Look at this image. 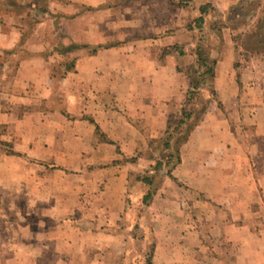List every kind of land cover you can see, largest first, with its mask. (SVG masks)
I'll list each match as a JSON object with an SVG mask.
<instances>
[{
  "label": "crops",
  "instance_id": "obj_1",
  "mask_svg": "<svg viewBox=\"0 0 264 264\" xmlns=\"http://www.w3.org/2000/svg\"><path fill=\"white\" fill-rule=\"evenodd\" d=\"M69 1L96 5L105 0ZM191 3L188 0V11L192 10ZM69 7L61 10L73 11ZM14 18V14L0 13V140L10 142L13 150L21 153L6 154L0 148V264H102L96 253L91 260L89 251L104 245L110 248L114 239L126 237L122 232L114 235L111 229L119 225L118 221L128 222L122 215L128 191H134L129 189L128 174L116 178L123 183L120 187L99 184L97 192L88 195L92 185L80 181L92 171L86 168L71 172L66 164L58 162H81L82 157L86 159L81 146L96 145L108 147L109 156L99 160H112V166L118 150L123 159L133 157L146 152L149 142L162 136L168 113L182 103L188 87L186 78L176 70L178 62L184 63L186 58L159 56L162 47L178 43V31L163 35L164 32L181 23L153 24L147 28L152 37L141 39L145 33L141 22L129 21L121 32L131 37H122L118 31L120 44L100 49L94 55L78 56L74 70L54 77V60L46 52L48 43L40 41L34 47L28 39L20 44L24 25L18 26ZM93 25L82 31L84 41L104 43L115 36L114 31H109L95 39ZM225 29L222 52L214 67L216 100H211L201 121L180 147V163L172 171L180 189L173 188L172 181H166L164 187L174 190L170 192L174 197L168 199L169 209L182 215L180 207H188V223H193V215L206 220L213 226L209 230L212 238L235 246L240 237L257 240L256 235L245 231V226L257 217L255 213L264 199V52L240 58L231 30ZM188 35L190 63L193 56L189 49L194 42ZM237 62L242 64V71L236 70ZM11 63L14 69L8 81ZM70 80L78 81L82 91L66 94ZM57 87L64 92V108L49 107ZM42 102L45 106L35 107ZM231 104L236 106L237 119L249 121L257 143L243 137L240 127L231 128L223 114L232 109ZM89 119L97 124L99 133ZM50 146H57L56 152ZM145 159L141 156L133 165L144 169L151 163ZM51 160L60 167L48 169ZM118 167H107L108 173L119 171ZM70 174L78 176L76 183L70 181ZM168 190L160 188L152 205L165 201L162 192ZM81 193H85L83 200ZM90 200L92 209H104L108 216L105 214L106 218L94 224L86 220L88 223L81 226V220L86 218L80 215L82 211L78 214L74 210L90 205ZM178 218L171 219L179 221ZM139 220L143 221L141 217ZM191 234L188 238H192ZM154 236L152 262L157 264L156 232ZM220 263L218 259L213 262ZM236 264H241L239 257ZM242 264H264V248L249 250Z\"/></svg>",
  "mask_w": 264,
  "mask_h": 264
},
{
  "label": "rangeland",
  "instance_id": "obj_2",
  "mask_svg": "<svg viewBox=\"0 0 264 264\" xmlns=\"http://www.w3.org/2000/svg\"><path fill=\"white\" fill-rule=\"evenodd\" d=\"M208 1L210 5H213V7L206 19V25L210 22L212 15H215L223 26L227 28L225 30H231L233 40L236 43L235 51L238 52L240 58L249 59V57H253L255 55H262L264 52V0H192L193 7L192 10L189 11L188 7L184 8L176 6L169 0H105L104 2L96 5L78 4L69 0H38L36 3L39 5L41 4L43 8H46L48 13H36L37 15L33 18V21H30L31 18L28 16L29 8L22 5V3L26 2V0L16 1L17 5H15L14 1H12L11 4L10 0L8 2L6 0L10 6L6 8L2 7L4 9L0 7V13L2 16L4 14L7 15V13L9 15L14 14L15 21H19L20 23L18 26H26L25 29H27V33L23 34V37H26L27 40H31L30 43H32L34 47L40 41L48 43V49L46 52H48L54 60L52 70L53 76L61 77L71 71L66 72L65 66H69L71 64L75 55H89L87 54L89 49H75L62 54L59 51H63L66 46L72 44L90 46L99 44H90L84 41L82 31L87 30L90 24H94V28L92 30L93 38L98 39L100 38V34L104 35L109 31H114L115 36L104 43L111 42L113 44H120L121 41L116 35L121 34L122 37L132 36L128 32H121L124 28V24L129 23V21L141 22L140 25L145 31V33H143L140 37L141 39L152 37V35L147 32V28L151 25L155 24L156 27L161 23L169 24L170 22L172 26L177 21L181 24L178 26L173 25L175 28L180 29L175 38L179 43H188V38L190 39V36L181 28L185 26L188 20L195 18V16L198 15L197 6L200 3ZM64 6H70L69 8L73 11L65 13L61 10V7ZM6 9H8L7 12L5 11ZM179 10L182 11L180 12ZM140 13L141 17H138ZM73 14V17H67ZM107 24H113L114 27H109ZM172 29H174V27ZM118 31H120V34H117ZM166 32H168V30H166L163 35H166ZM4 58H6V56H4ZM187 61L188 58L185 59V62ZM236 64V70L242 71V64L239 62ZM13 69V63H11L7 73L8 81L9 79H12L11 74ZM78 83L79 82L75 80L68 81V87H66L68 90L66 91V94L68 91L69 93L75 91L78 92V89L82 91V86H79ZM65 99L64 92L57 87L54 89L53 94L49 99V107L64 108L67 105ZM43 106H45L44 102L35 107ZM231 106L232 109H229L225 113L223 112L231 125V128L233 129L237 127L239 130L238 127H240V133L243 137L248 139V141H254L257 143L258 138L254 136L251 128L252 126L249 124V121L245 120V118L243 119V117L237 119L238 114L236 106H233V104H231ZM219 110L220 109L217 110V113ZM233 111H235V115L233 114ZM213 119L220 120L218 118ZM68 147L72 148V145H69ZM107 148L108 147L102 149V147H98L96 145H82L81 152L85 155L86 159L82 157L81 162L68 160L58 163L66 164L71 172H78V170L86 168H88V171H92L91 175L82 177L80 181V183L90 182L89 184L92 185L88 195L95 194L97 192L96 186L99 184L102 185L100 187L110 186L115 189L120 187L123 183L120 179H116L120 174H125L126 176L128 174L129 179L134 182V174L138 172L137 170H139L140 167L127 163L120 153L116 154L117 160L114 159L113 161V163L116 161L114 163L115 165L112 164V166H109L112 160L110 162H107L109 159L99 160L100 157L105 158L109 156V149ZM50 149L53 152H56L57 146H50ZM112 150L114 153V147ZM149 150L150 149L146 152L140 151L142 154L141 156L147 158L145 159L146 161L152 153ZM118 152L120 151L118 150ZM91 156H94V158L89 159ZM117 166H119V171L111 169L115 173H108L109 170L107 167L114 168ZM47 167L48 169H58L60 166L56 165L55 161L51 160L48 162ZM70 179L71 182L74 180V183H76L78 181V176L70 174ZM130 180L128 181L129 189L134 190L131 192V195L133 196L131 197V200L133 203L131 207L126 210L124 214H122L128 218V222L127 224H123L121 221H118L119 225H112L111 229V232L114 235L118 232H122L124 235L126 233L127 235L122 238L118 237V240L114 239L113 246L110 248L109 245H104L101 249H90L89 252L91 254V260L94 259L93 255L96 253L98 256V262L102 261V264H145V259L148 255V251L150 250L151 243L153 242V237L155 238V232L157 241L159 242V246H157V264H213V262H216V259H218L219 263L236 264L238 257L240 258V263L242 264L243 259L245 260L248 258L249 250L254 248H258V250L260 248H264V241H259L260 238H264V199L262 206L257 208V212L255 213V216L257 217L250 220L248 227L245 226V231L256 235L257 240H245L243 237H240L238 243L235 246H232L229 242L218 239V237L212 238L209 230L212 229L213 226L209 225L206 220L200 221L201 219H198L195 215H193V223L192 221L188 223V207L186 210L180 207L182 215H177L174 209L168 208L167 203L169 197H174L170 194V192L174 190L170 186L164 187V184L166 181H172V184L174 183L173 188L177 189L176 186H178V189H180V185L176 182V180L174 181L167 176L158 177V190L160 188H165V190L169 189V192H162L165 201H157L154 203L155 205H152V200L147 210L144 212L141 211L142 205L140 198L142 192L145 191L146 188L145 186L139 184L132 185ZM80 195L81 200H83L85 198V193H81ZM88 198L90 199V196ZM198 200L202 201L201 199ZM185 202L187 201H184V204ZM91 204L92 202L90 205L86 203L83 207H78V210H74L78 214L82 211L80 215L82 218H86L81 220V226L88 223L86 220H88L89 223L94 224L100 219H104L108 216V212H106V210L92 209ZM255 206L256 205H253V207ZM253 207L251 208L254 209ZM198 210L200 212L206 211L201 209ZM105 214L107 215L106 217ZM140 216L143 221L139 220L140 223H138L137 218ZM177 216L179 217V221L171 219ZM76 217L79 216L76 215ZM175 222H177V225H172V223ZM191 232L193 233L191 234L192 238H188V235Z\"/></svg>",
  "mask_w": 264,
  "mask_h": 264
},
{
  "label": "trees",
  "instance_id": "obj_3",
  "mask_svg": "<svg viewBox=\"0 0 264 264\" xmlns=\"http://www.w3.org/2000/svg\"><path fill=\"white\" fill-rule=\"evenodd\" d=\"M0 1L2 2V6L4 8H6V6H10V4L7 3L9 0H7V2L6 0ZM12 1H14L15 5H17L16 1L18 0H10V3ZM37 1L26 0V2L22 3L23 6L29 8L28 16L31 18L30 21H33V18L36 17V13L38 12H40V14L48 13L46 8H43L41 4L39 5L36 3ZM169 1L179 7H188V0ZM190 5L192 8V3ZM212 7L213 5H210L209 1L200 3L197 6L198 15L195 16V18L188 20L185 26L181 28L183 31L191 34L192 41L194 42L193 48L189 49V53L193 56V61L190 63H188V61L184 63L178 62L176 65V70L181 73L188 82L184 99L174 111L168 113L166 127L162 136L159 139L151 140L149 142L148 148L152 153L150 152L151 156L148 160L151 161V163L146 168L138 170V172L134 174V182H132L128 176V181L130 180L132 185L139 184L145 186L146 188L145 191L142 192L140 198L142 212L147 210L149 204L157 193L159 188V185H157L158 177L167 176L174 181L176 180L172 171L180 163V147L184 142H186L191 131L201 121L211 100H216V92L213 85L214 67L222 52V29L225 28V26H223L215 15H212L210 22L206 25V19L209 16V12ZM5 11H8V9ZM73 16L74 14L67 17ZM25 28L26 26L20 32V44L27 40L26 37H23V34L27 33V29ZM179 30L180 29L178 28L170 29L166 32V34L175 33ZM118 44L119 43L113 44L111 42L99 43L92 46L72 44L66 46L63 51L59 52L62 54L75 49L88 48L89 52L87 54L94 55L100 49H107L109 47L117 46ZM159 52L160 57L174 55L177 58H187L188 43H174L172 45L162 47ZM77 58L78 56L75 55L71 64L69 66H65L66 72L74 69V63ZM217 105L218 107H221L220 102H217ZM89 122L94 124L96 133H99L97 124L92 119H89ZM0 148H2L6 154L21 155V153L13 150L10 142L0 140ZM141 155V153H138L136 156L124 158V160L127 163L135 165L138 163V159ZM131 197L133 196L131 195V192L128 191L125 210H128L133 203ZM140 217L137 218L138 223H140ZM154 248L155 243L153 237V242L151 243L150 250L148 251V255L145 259V264H153L152 257Z\"/></svg>",
  "mask_w": 264,
  "mask_h": 264
}]
</instances>
